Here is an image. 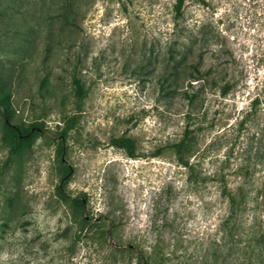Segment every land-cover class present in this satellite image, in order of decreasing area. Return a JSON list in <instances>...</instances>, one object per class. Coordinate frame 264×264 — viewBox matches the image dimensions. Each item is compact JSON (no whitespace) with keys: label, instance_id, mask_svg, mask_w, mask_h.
Instances as JSON below:
<instances>
[{"label":"rangeland","instance_id":"rangeland-1","mask_svg":"<svg viewBox=\"0 0 264 264\" xmlns=\"http://www.w3.org/2000/svg\"><path fill=\"white\" fill-rule=\"evenodd\" d=\"M175 1L0 0V264H264V0Z\"/></svg>","mask_w":264,"mask_h":264},{"label":"trees","instance_id":"trees-1","mask_svg":"<svg viewBox=\"0 0 264 264\" xmlns=\"http://www.w3.org/2000/svg\"><path fill=\"white\" fill-rule=\"evenodd\" d=\"M185 0H176L174 4V8L176 14L179 15L182 12ZM228 65L219 69V71H214L212 66H207L201 63H192L190 68V87H197L198 89L204 88L207 83L210 81L216 83L220 87V94L225 96L228 94L230 88H232V74L228 69ZM195 81V82H193ZM161 84L168 82V74H165L161 80ZM173 85L174 83L171 82ZM258 86V85H257ZM256 86V87H257ZM75 87L77 94L82 98L84 97L83 86L79 80H75ZM174 90V85L172 87ZM186 97L190 103L194 102L195 95L191 93L188 89H186ZM261 100L259 94H257L252 100L251 105L260 104ZM0 107L2 108L3 116H4V125L6 127V139L9 146V157L13 155H17L23 152L25 149H28L32 146L36 132L33 130V126L29 129H23L19 125L15 124L12 119L15 116V111L11 108V98L9 93L5 90L3 84L0 83ZM112 144L118 147H123L127 149V152L130 156H134V142L130 137H121V138H113ZM186 144V139H183L180 143H178L177 147L179 149V161L184 165L188 163L183 159L180 154V150ZM223 194L228 198L230 203V213L234 212L236 204L238 202L237 196L232 193V191L228 189L223 190Z\"/></svg>","mask_w":264,"mask_h":264}]
</instances>
